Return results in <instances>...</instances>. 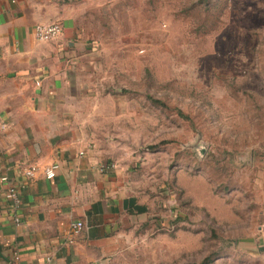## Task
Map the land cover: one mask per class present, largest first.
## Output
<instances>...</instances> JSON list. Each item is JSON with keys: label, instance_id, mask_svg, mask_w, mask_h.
<instances>
[{"label": "rangeland", "instance_id": "obj_1", "mask_svg": "<svg viewBox=\"0 0 264 264\" xmlns=\"http://www.w3.org/2000/svg\"><path fill=\"white\" fill-rule=\"evenodd\" d=\"M71 3L104 137L149 208L121 264H264V0Z\"/></svg>", "mask_w": 264, "mask_h": 264}, {"label": "crops", "instance_id": "obj_2", "mask_svg": "<svg viewBox=\"0 0 264 264\" xmlns=\"http://www.w3.org/2000/svg\"><path fill=\"white\" fill-rule=\"evenodd\" d=\"M52 23L62 34L37 40L36 25ZM88 50L71 0H0V264H121L134 219L149 214L104 137ZM257 245L264 258V230Z\"/></svg>", "mask_w": 264, "mask_h": 264}, {"label": "built area", "instance_id": "obj_3", "mask_svg": "<svg viewBox=\"0 0 264 264\" xmlns=\"http://www.w3.org/2000/svg\"><path fill=\"white\" fill-rule=\"evenodd\" d=\"M63 32V26L60 23H52L50 25L38 24L35 27L34 34L35 38L42 42H50L57 39ZM37 167L32 166L28 169L26 174L30 177H33L37 172ZM59 170L58 164H50L44 168V176L48 180H54L57 176ZM6 178H3V181H6ZM21 190L17 187H12L6 194V198L8 201L12 202L14 205V209L18 210L21 207ZM16 223H20V219L16 216ZM82 222H76L72 226V235L74 237L78 236L83 229Z\"/></svg>", "mask_w": 264, "mask_h": 264}]
</instances>
